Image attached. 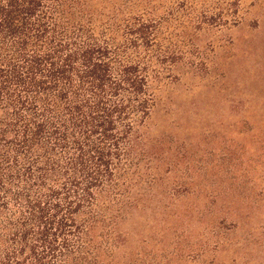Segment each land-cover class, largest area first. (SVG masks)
<instances>
[{"label": "trees", "instance_id": "16d2710c", "mask_svg": "<svg viewBox=\"0 0 264 264\" xmlns=\"http://www.w3.org/2000/svg\"><path fill=\"white\" fill-rule=\"evenodd\" d=\"M160 25L0 0V264H135L121 225L161 169L138 130L175 44Z\"/></svg>", "mask_w": 264, "mask_h": 264}, {"label": "rangeland", "instance_id": "374dc122", "mask_svg": "<svg viewBox=\"0 0 264 264\" xmlns=\"http://www.w3.org/2000/svg\"><path fill=\"white\" fill-rule=\"evenodd\" d=\"M100 2L175 43L138 129L161 169L121 225L125 251L135 264H264V0Z\"/></svg>", "mask_w": 264, "mask_h": 264}]
</instances>
